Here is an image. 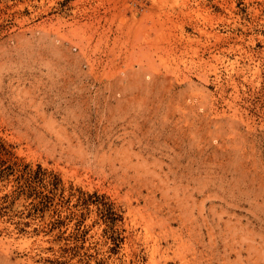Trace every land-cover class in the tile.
Listing matches in <instances>:
<instances>
[{
  "label": "rangeland",
  "instance_id": "1",
  "mask_svg": "<svg viewBox=\"0 0 264 264\" xmlns=\"http://www.w3.org/2000/svg\"><path fill=\"white\" fill-rule=\"evenodd\" d=\"M0 264H264V0H0Z\"/></svg>",
  "mask_w": 264,
  "mask_h": 264
}]
</instances>
